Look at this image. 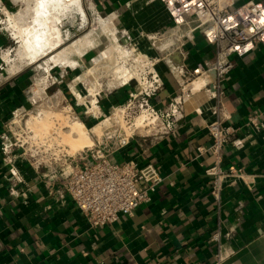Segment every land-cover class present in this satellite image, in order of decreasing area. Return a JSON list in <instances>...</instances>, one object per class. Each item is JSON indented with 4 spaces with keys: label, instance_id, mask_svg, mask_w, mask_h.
Returning <instances> with one entry per match:
<instances>
[{
    "label": "crops",
    "instance_id": "1",
    "mask_svg": "<svg viewBox=\"0 0 264 264\" xmlns=\"http://www.w3.org/2000/svg\"><path fill=\"white\" fill-rule=\"evenodd\" d=\"M2 1L17 15L15 24L30 28L32 43L17 49V57L11 56V49L4 52L9 67H3L0 59V264H215L217 246L212 232L219 213L205 173L214 158L197 150L211 144L206 126L214 118L213 110L218 109L211 85L205 89L188 87L176 113L178 126L173 134L158 125L137 133L111 154L118 162L134 159L139 164L153 163L164 177L151 201L133 215H120L113 225L89 230L74 202L68 196L50 194L41 173L26 162L21 171L30 188L28 196L11 193L9 171L3 165L1 137L15 115L63 110L71 105L72 117L92 131L113 106L127 99L131 89L122 84L102 88L101 97L88 94L86 86L97 77V57L102 58L97 45H91L96 37L89 32L70 52L52 49L56 39L45 33L51 11L64 16L69 7L68 11L73 10L71 20L78 26L99 18L106 29L133 39L153 57L158 52L143 33L163 30L173 23L161 1L75 0L68 6L50 3L52 0ZM55 22L64 27L61 17L56 15ZM9 36L4 29L0 31V49H5ZM53 51L57 56L51 55ZM56 57L60 60L54 63L52 58ZM213 58V45L197 33L183 49L162 59L157 68L164 83L154 102L162 109L170 108L172 99L181 92L176 71L183 65L195 68L201 64L209 68L208 80L213 78ZM234 58L235 67L225 81L219 109L230 115L225 123L240 125L253 112L264 122V44ZM91 98L98 99V114L89 111ZM236 139H242V146ZM223 166L243 167L254 182L251 189L241 180L226 184L220 219L223 229L234 231L221 254L225 256L229 249L226 264H264L263 131L249 126L233 135L223 149Z\"/></svg>",
    "mask_w": 264,
    "mask_h": 264
},
{
    "label": "built area",
    "instance_id": "2",
    "mask_svg": "<svg viewBox=\"0 0 264 264\" xmlns=\"http://www.w3.org/2000/svg\"><path fill=\"white\" fill-rule=\"evenodd\" d=\"M160 1L173 23L164 31L143 33L149 46L158 52L156 56L145 53L136 42L128 44L127 70L135 71L137 76L124 81L123 85L128 84L131 88L128 97L123 103L113 106L109 112L114 109L122 111V118L127 119L126 125L129 129L128 133L123 130L124 133L121 131L118 134L119 139L115 142V147L111 149L110 143L103 139L98 144L85 145L71 152L70 146L63 143L60 137L57 139L55 134L50 136L46 133L42 137L29 128L27 119L30 115L17 114L6 125V133L1 137L3 165L9 171L7 179L11 184V193L25 198L28 196L30 188L26 186L21 171L22 163L26 162L36 172L41 173L43 186L50 194L68 196L74 202L89 230L113 225L120 215H133L142 204L151 201L164 177L159 167L153 163L139 164L134 159L118 162L112 159L111 154L114 150L126 146L130 138L137 133L151 130L158 125L165 126L167 134H173L178 126L176 113L180 111L183 97L188 94V87L192 85L205 89L211 85L212 97L218 106V109L213 110V120L206 126L211 144L209 147H198L197 150L200 154L211 153L214 158L213 163L205 169L210 178L211 197L219 213L212 232V241L217 246L215 264H226L229 249L225 256L221 253L226 245L225 240L231 238L234 229H223L220 219L224 189L227 183L233 184L238 180L251 189L254 181L241 166H223V149L233 135L244 127L251 126L264 133V122L259 119L257 112H253L240 125L226 124L230 115L219 109L223 106L221 97L225 91V81L235 67L234 57H242L257 45L264 44V1ZM14 18L12 9L0 0V31H7L11 25L14 26ZM8 33L9 37L13 38L11 32ZM166 33H173V41L164 49H160L155 43L163 39ZM197 33H201L214 47L211 66L215 76L208 80L206 75L209 68L201 64L195 68L181 66L176 71L180 95L172 99L168 110L162 109L154 102L164 83L157 65L174 51L183 49ZM3 56L4 50L0 49L1 62L6 61ZM110 86L105 83L106 88ZM86 91L101 97L102 84L93 79V82L86 86ZM95 103H98V99ZM65 109L70 114L74 113L71 105H67ZM40 111L36 113L39 114ZM236 142L238 146H242V139H236Z\"/></svg>",
    "mask_w": 264,
    "mask_h": 264
},
{
    "label": "rangeland",
    "instance_id": "3",
    "mask_svg": "<svg viewBox=\"0 0 264 264\" xmlns=\"http://www.w3.org/2000/svg\"><path fill=\"white\" fill-rule=\"evenodd\" d=\"M54 1H58V3L63 5V6H65V5L68 6L70 4L75 3V0H52V1H50V3L54 2ZM83 1L84 0H81V2H83ZM68 9H69V7L67 8V10H65L64 16H62L59 12L57 13V12L51 11V16L48 17L50 19L49 20V26L46 27L47 31H45V33L48 32L47 33L48 38H55L57 40L58 37L55 35V34H57L56 29H59L60 31H62V30L68 31V29H70L72 31L71 33L69 32V34H67L66 32H63L64 36L60 32V35L64 38V42L59 47L54 48L53 46L56 44V41H55L54 42L55 44H52V49L53 48L55 50L56 49L57 50L65 49L64 52H62V53H65V51L70 52L72 49L73 50L75 49L76 43H78L77 40L85 38V36L88 35L89 32H91L90 34L94 35L96 37L95 41L91 42V45H97L98 51L103 52V53L98 52V54L100 53L99 55H101L102 58L97 57L98 72L96 74L97 77L94 78L98 81V83L102 84L103 89L105 87V83H109L111 85L110 87L114 88V87H117L119 85H122L126 79L128 80V79L132 78L133 76H137L136 73H135V75L131 74L130 69L127 70L128 69L127 67L129 65V60L127 59L128 58L127 51L129 49L128 44L129 43H135V41L133 39H128V38L125 39L124 37L122 38V35L121 36L115 35L114 31H112L111 28L106 29L104 22L99 18H97V20H92V22H90V23L86 22L85 25H83V26L82 25L78 26V25H76V23H73L71 20V15H72L73 10L68 11ZM54 15L61 17L60 24H63L64 27L60 28V25L57 22H55V16ZM16 16L17 15H15V18H16ZM52 20H53V22H52ZM14 26L11 25L9 30L6 31L7 33L11 32V36L13 38H11V37L9 38V41L7 42V46L4 47L5 49H3V50L5 52L6 50L8 51L11 49V51H12L11 56L17 57L19 52L17 53L16 50L17 49L22 50L24 48V46L28 45V43L31 44L32 41L29 42L30 38L28 37L30 28L24 29L23 27L19 26L18 23L14 24ZM50 28H52V29H50ZM44 30H45V28H44ZM73 30H75V31H73ZM25 31H27V32H25ZM162 31H164V29ZM24 34H25V36H24ZM21 35H23V36H21ZM124 36L126 37V35H124ZM27 39H29V40H27ZM123 39H125V40H123ZM168 40H169V38L157 40L155 44L157 45V47L160 44H164V46L167 47L168 45H170ZM163 41H164V43H163ZM87 46H90V45L87 44ZM165 47H163L162 49H164ZM56 52L57 51H53L51 53V55L57 56V54H55ZM4 59L7 61L3 62V67L7 68V67H9L7 54H4ZM61 59H63V58H61ZM59 60L60 59H57V57L55 59L52 58V61H55L54 63H56V61H59ZM20 61L23 62V59H21ZM47 61H49V60L47 59ZM50 61H51V59H50ZM96 88L98 90H100L99 86H97ZM91 101H94V105L96 106V108H98L97 104L95 103L94 98H91L90 102ZM90 102H89V108L91 107ZM85 109H87V108H85ZM36 112H35V114L30 115L29 122L31 120L36 121L35 120L36 117H39L40 119L42 118L44 120H42L40 122H36V124L28 122L29 128L34 130L36 133H38L42 137L46 133H49L50 136H52V134H55L57 139L60 137L61 140L63 141V143L70 146L71 152H74L75 150L79 149L78 147H83L84 144L82 146H74L73 147L70 144V142L68 141V136L66 134L68 132L71 133L73 131L71 123H72V121L78 120V119L72 117V115L69 113V111L67 109H65V108L63 110L42 109L39 112V114H37ZM95 114H98V109H97V113H95ZM26 117H24V118H26ZM100 120H104L102 123H98V124H101L100 129H98V130L93 129L92 131L88 130V132H89L88 134L91 138V143H89V144H92V143L98 144L99 141L104 139L105 141L107 140L110 143L109 146L112 149L114 147L112 144H115V142H117L119 139L118 134L123 130H126L127 133L129 132V129H127V125H126L127 119H125V117L122 118V111H120L118 109L117 110L114 109L111 113H107V116H103L102 118H100ZM78 121H80V120H78ZM23 125H24V121H23ZM95 126H94V128H95ZM123 133H124V131H123ZM107 134H108V136H110V138H108ZM89 144H86V145H89ZM67 149H68V147H67Z\"/></svg>",
    "mask_w": 264,
    "mask_h": 264
},
{
    "label": "bare ground",
    "instance_id": "4",
    "mask_svg": "<svg viewBox=\"0 0 264 264\" xmlns=\"http://www.w3.org/2000/svg\"><path fill=\"white\" fill-rule=\"evenodd\" d=\"M56 31H57V34H55V35L58 38H57V40H55L56 44L53 43V44H55L53 46L54 48L60 46L64 42V38L60 35V30L56 29ZM172 35H173V33H170V34L166 33L164 35L163 39L169 38L168 42L171 43L173 41V36ZM163 43H164V41H163ZM163 47H165L164 44L158 45V48H160V49H162ZM130 73L135 75L136 72L135 71H133V72L130 71ZM90 104H91V107L89 108V111H91L93 113H97V109L98 108H96V106L94 105V101H91ZM29 119H30V117L27 119V125H28ZM35 120L36 121L31 120L29 123L36 124V122H40V121H42L44 119H42V118L40 119L39 117H36ZM100 125L101 124H97L95 126V128H93V129H97V130L100 129ZM71 126H72L73 131L71 133L68 132L66 135L68 136V141L70 142V144L73 147L74 146H82L83 144H84L83 146H85L86 144L91 143V138H90V136L88 134L89 133L88 129L84 126V124L82 122H80L78 120H74V121H72ZM28 127H29V125H28ZM78 148H81V147H78Z\"/></svg>",
    "mask_w": 264,
    "mask_h": 264
}]
</instances>
